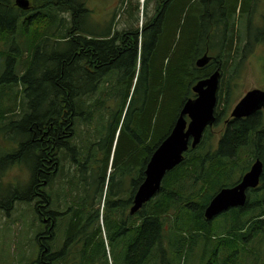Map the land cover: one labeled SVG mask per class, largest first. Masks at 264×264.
Masks as SVG:
<instances>
[{
  "label": "trees",
  "instance_id": "16d2710c",
  "mask_svg": "<svg viewBox=\"0 0 264 264\" xmlns=\"http://www.w3.org/2000/svg\"><path fill=\"white\" fill-rule=\"evenodd\" d=\"M29 1L30 10L22 11L15 0H0L1 118L19 110V99L9 97L14 89L5 98L7 88H43L36 91L39 99L24 96L34 105H20L25 115L16 128L31 141L23 145L32 155L25 160L6 156L0 161V178L7 164L20 161L32 168L29 188L35 190L0 186V201L15 205L33 203L37 196L40 200L41 193L49 197L39 209L44 230L36 236L38 255L30 264L264 262L258 250L264 243V174L259 187L247 192L245 206L211 222L205 219L209 202L221 189L235 186L256 159L264 163V111L247 118L229 116L216 153L211 132H205L200 145L190 147L183 163L167 173L158 195L136 214L128 211L153 154L194 96V84L220 68L222 95L225 74L238 72L253 47L264 45V25H254L260 0H158L151 23L139 29L133 11V22L114 35L112 26L104 32L87 29L86 0H54L64 13L56 2L46 3L45 10L37 5L40 0ZM64 14L71 15V26L64 21L65 27H57L51 16L60 20ZM26 21H32L31 27L48 26L33 39V47L25 46L30 62L35 58L30 65L46 55L56 63L44 59L45 72L28 70L21 77V72L14 74L18 55L13 54L19 51L5 47L16 39L8 32H25ZM236 23L241 29L245 25L243 45L242 39L236 41ZM55 28L65 31L62 38L54 39ZM44 35L50 39L43 42ZM235 45L236 54H228ZM207 53L212 61L197 68L196 61ZM35 74H40L36 80ZM51 96L53 103L47 105ZM29 111L33 118H26ZM131 192L132 203L127 198ZM57 198L65 200L64 212L55 205ZM197 239L202 241L188 258L186 250Z\"/></svg>",
  "mask_w": 264,
  "mask_h": 264
},
{
  "label": "rangeland",
  "instance_id": "374dc122",
  "mask_svg": "<svg viewBox=\"0 0 264 264\" xmlns=\"http://www.w3.org/2000/svg\"><path fill=\"white\" fill-rule=\"evenodd\" d=\"M122 1L123 0H86L85 8L88 12V18L85 25L87 29L93 30L95 32L96 29L102 30L103 32L108 30L112 26V23L109 21H111V19H113V16L117 15L122 10ZM39 2L40 3H38L37 5L43 8L46 6V3H52L51 6H54V2L56 1L40 0ZM129 3L132 4L131 6L133 11L137 5L139 6L138 28H142L143 17H145V25L146 23H151V21L157 14L158 0H142V2L140 0H129ZM56 8L60 13H64L65 8L63 6H58L57 2ZM45 10H49V6H46ZM141 10L143 12V17L141 15ZM210 11L213 12L211 8ZM31 12L34 14L37 13V11L35 12L33 9ZM134 14L137 15L136 9L134 11ZM51 17L57 20V22H55L57 27H59L60 25H63L65 27V24L71 26L72 24L71 15L69 14H64L63 16L61 15L60 20L56 17H53V15ZM127 18L128 17L126 16L123 19L121 18L119 20V22L123 21V23H117L119 29L123 27L124 22ZM132 19L133 17L130 18L131 22H133ZM26 23L28 34L30 35L29 39L28 36L25 37V34H27V29L23 33L18 32V34H16V30L12 31L11 33H9V31L7 36L11 37V35H13L16 37V39L8 40V42L11 44V48L7 45L5 47V50L8 52L19 51L18 54H13L14 58L15 55H18V58L14 63V74L17 72H21V77H23L28 70H30L31 72L32 70L45 72L47 70V67L44 63V59H47L50 64H53V62L56 63L53 57H47L46 55L43 58H39L38 61H40V63H34L30 65V63H32L35 58H33L30 62L31 58L28 54V48H26L25 46H27L28 44L29 47H33L35 44L33 39L37 36L42 37L48 26L45 24V22L42 24L44 26L38 27H31L30 24H33L32 21H26ZM254 25L256 28H261L264 25V0H260L258 4L256 13L254 15ZM244 29V23L242 24V29L241 25H237L236 23V41L238 39H242L241 45L246 43V35L243 36L242 31ZM54 31V39L56 37L57 39H60L65 34V31H62L58 28H55ZM44 36L45 37L42 40L43 42L47 41V39H50L48 35ZM103 37H105V35ZM24 38H26L27 40H25ZM2 44L3 41H0V55L2 52ZM236 46L237 45H235L232 51H230V53L228 52V54H236ZM253 49L254 51L250 55L246 56L242 69L235 73H227L224 76L225 86L223 87V94L221 95L222 100H220L218 106L219 111L223 112L224 114V121L227 120V118H230L229 116L232 110H234L236 104L249 90L260 89L264 91V45L254 46ZM10 61L11 60H9V63ZM139 68L140 64L138 65V69ZM7 70L8 69L6 67L3 68L2 74L4 75ZM39 76L40 74H35L33 79L36 80L39 78ZM26 88L27 90L25 94H23ZM31 88V86L25 84L16 88H14L13 86L9 87L5 91V93L7 92V94L5 95L6 98L8 92L14 89L13 92H10L9 97L11 98V100L16 98L20 101L18 100L19 102L15 103V105L18 106L19 110H15L4 118H1L2 111L0 112V161L9 154H13L15 156L14 160H25L32 155V152H26V145H23L26 141H31L22 132H16L17 125L23 122V119L21 118L25 115L21 110L20 105H23V109H26L29 105H34L33 99L31 103L28 104L27 100L25 101V97H27L28 99L34 98V100L41 98V94L36 92L39 89L34 90L33 88ZM35 88L37 89V87ZM18 89L22 92V95L18 93ZM39 91L43 92V88ZM100 100H103V98L101 97ZM7 101L8 100L6 99L2 103ZM52 103L53 96H51V99L47 102V105ZM26 118H33L32 111H29ZM211 134L214 142L213 153H216L217 142L224 136L225 128L223 126H219V123H217L215 127L211 129ZM241 160L244 161L243 157L241 158ZM13 161L12 163L7 164L2 177L0 178L1 189L11 191L19 190L25 192V190L29 188L34 180L32 168L20 161H18V163H15ZM38 187L39 185L36 187V190H38ZM29 189H32L33 191L35 190L34 187H30ZM46 189L47 191H49L48 188ZM42 191L43 189H41V192ZM39 197L40 200H38L37 196V199L33 203L17 202L15 205L13 204V202L11 203V201L6 204H3V202L0 201V264H30L37 258L38 245L36 236L40 231L44 230L43 222L41 223L42 218H40L39 209H41L42 205H45V199H49V197L45 196L43 193L39 194ZM38 205H40V207H38ZM55 205L60 208L62 212L67 209V207L65 206V200H59L57 198L55 199ZM201 241V239H197L192 243L191 247L186 250V253H188V258H190L191 253L196 252V245ZM258 250L264 253V243ZM246 261L248 262V259ZM194 264H196V261H194ZM251 264H264V262H252Z\"/></svg>",
  "mask_w": 264,
  "mask_h": 264
},
{
  "label": "water",
  "instance_id": "95a60500",
  "mask_svg": "<svg viewBox=\"0 0 264 264\" xmlns=\"http://www.w3.org/2000/svg\"><path fill=\"white\" fill-rule=\"evenodd\" d=\"M16 6L22 10H28L30 2L29 0H17ZM211 61L212 58L206 54L198 59L196 65L198 68H204ZM221 76V70L218 69L209 78L201 80L193 86L192 90L197 98L186 102L172 133L152 156L146 171L147 178L139 188L136 202L131 209L132 215L160 191L162 180L167 172L183 161V153L188 150L190 140L193 139L191 145L196 148L206 129L215 124ZM262 108H264V91L254 89L238 102L232 112V117L235 119L247 118ZM186 115L191 118L189 125L185 119ZM263 169V162L257 159L238 185L224 188L216 194L205 211L207 221H213L232 208L245 206L248 199L247 191L258 187Z\"/></svg>",
  "mask_w": 264,
  "mask_h": 264
},
{
  "label": "flooded vegetation",
  "instance_id": "af4514ba",
  "mask_svg": "<svg viewBox=\"0 0 264 264\" xmlns=\"http://www.w3.org/2000/svg\"><path fill=\"white\" fill-rule=\"evenodd\" d=\"M222 120H223V118H222ZM226 123H227V121L226 120L225 121L223 120V127L226 125ZM223 154H225L224 151H223ZM127 198L130 200V203H132V192L129 194V197H127ZM133 200H134V198H133ZM130 210H131V208L128 209L129 212H130Z\"/></svg>",
  "mask_w": 264,
  "mask_h": 264
},
{
  "label": "bare ground",
  "instance_id": "6f19581e",
  "mask_svg": "<svg viewBox=\"0 0 264 264\" xmlns=\"http://www.w3.org/2000/svg\"><path fill=\"white\" fill-rule=\"evenodd\" d=\"M132 5V4H131ZM31 6V5H30ZM141 36V35H140ZM140 39V38H139ZM138 191L139 190H137V192H136V194H135V196H134V200H133V205L135 204V202H136V196H137V194H138ZM132 205V206H133ZM131 209H132V207H131ZM130 212H131V210H130ZM102 226H103V222H102Z\"/></svg>",
  "mask_w": 264,
  "mask_h": 264
}]
</instances>
